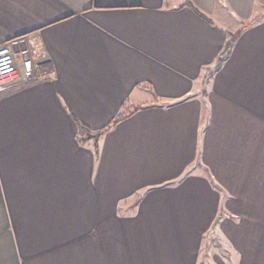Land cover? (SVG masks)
I'll return each instance as SVG.
<instances>
[{
	"label": "crops",
	"instance_id": "1",
	"mask_svg": "<svg viewBox=\"0 0 264 264\" xmlns=\"http://www.w3.org/2000/svg\"><path fill=\"white\" fill-rule=\"evenodd\" d=\"M2 44L0 264H264V0H0Z\"/></svg>",
	"mask_w": 264,
	"mask_h": 264
},
{
	"label": "built area",
	"instance_id": "2",
	"mask_svg": "<svg viewBox=\"0 0 264 264\" xmlns=\"http://www.w3.org/2000/svg\"><path fill=\"white\" fill-rule=\"evenodd\" d=\"M19 61L10 44L0 45V90L17 76Z\"/></svg>",
	"mask_w": 264,
	"mask_h": 264
},
{
	"label": "rangeland",
	"instance_id": "3",
	"mask_svg": "<svg viewBox=\"0 0 264 264\" xmlns=\"http://www.w3.org/2000/svg\"><path fill=\"white\" fill-rule=\"evenodd\" d=\"M218 217V216H217ZM216 217V218H217ZM219 218V217H218ZM218 221H219V219H218ZM217 221V222H218ZM217 224V223H216ZM215 224V225H216ZM215 227V226H214ZM211 228V227H210ZM210 230V229H209ZM218 233H215L214 231L211 233V234H209L208 233V237L206 238L207 239V244H206V246L204 247H202V250H201V255H200V258H202V259H204V257H206V258H210L211 257V255L214 253L215 255H218V256H223V257H226L227 256V254H226V249L222 246V244H221V246H222V250H223V252H220V250L215 246V245H213V240H218L217 238H218ZM220 237V236H219ZM218 242H220L219 240H218ZM221 243V242H220ZM208 250H209V255H207L206 253L208 252ZM205 254L207 255V256H205ZM205 258V259H206ZM207 261V260H206Z\"/></svg>",
	"mask_w": 264,
	"mask_h": 264
},
{
	"label": "trees",
	"instance_id": "4",
	"mask_svg": "<svg viewBox=\"0 0 264 264\" xmlns=\"http://www.w3.org/2000/svg\"><path fill=\"white\" fill-rule=\"evenodd\" d=\"M230 41H228L225 45V49L226 51L229 49L230 47ZM130 113V111L128 112V110H126L125 112H121L120 114L116 115L112 121L110 122V124H108V126H106L105 128H102L101 130L95 132L94 134H89L88 133V137H94L97 138L99 137L103 132H105L110 126L115 125L116 123L120 122L123 118H125L128 114Z\"/></svg>",
	"mask_w": 264,
	"mask_h": 264
},
{
	"label": "water",
	"instance_id": "5",
	"mask_svg": "<svg viewBox=\"0 0 264 264\" xmlns=\"http://www.w3.org/2000/svg\"><path fill=\"white\" fill-rule=\"evenodd\" d=\"M22 56H23V58H24L25 61L28 60L26 54H22ZM217 65H218V64H217ZM28 69H30V67H28ZM218 219H219L218 217L214 219V221H213V223H212V225H211V228H210V230H209V232H208L209 234H211V233L214 231V226H215V224L217 223ZM212 243H213V245H215V246L220 250V252H223V250H222V246H221V243L218 242V240H213Z\"/></svg>",
	"mask_w": 264,
	"mask_h": 264
}]
</instances>
